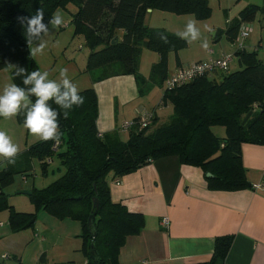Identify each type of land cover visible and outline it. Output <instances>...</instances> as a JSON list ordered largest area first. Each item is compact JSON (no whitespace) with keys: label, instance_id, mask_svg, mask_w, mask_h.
<instances>
[{"label":"trees","instance_id":"1","mask_svg":"<svg viewBox=\"0 0 264 264\" xmlns=\"http://www.w3.org/2000/svg\"><path fill=\"white\" fill-rule=\"evenodd\" d=\"M69 3L76 7L71 18L74 36H82L92 48L86 64L91 82L133 75L140 94L164 82L168 54L187 44L175 33L144 24V14L153 8L197 17L209 14L208 0H0V70H8L14 83L23 86V78H13V71L6 67L8 63L24 67L29 73L38 70L26 44L25 28L17 17H31L43 8L47 23L57 8ZM258 8L248 5L242 9L239 19L226 30L228 38L234 40L240 19ZM159 33L167 35L169 42L164 43ZM143 49L160 55L147 79L138 73ZM257 51H236L240 65L236 71L201 76L165 90L162 99L171 104V115L162 123H155L154 118L147 128L129 131L126 141L121 140L117 129L98 132L97 96L92 86L79 92L85 103L74 106L68 119L49 101L61 111L60 143L40 140L19 152L15 165L5 162L0 170V209H10L8 223L12 231L33 228L35 213L13 210L2 199L3 189L14 183L16 175L30 174L34 160L46 173L48 162L56 155L64 173L47 187L31 188L30 197L51 215L81 223L85 264H119V250L126 238L138 234L145 224L141 213L111 200L109 173L123 176L150 162L172 157L179 164L201 168L205 176L210 173L206 179L211 189L249 187L241 163V145H264V62L257 57ZM32 100L35 102V97ZM247 114L250 117L243 123ZM24 118V113L16 116L19 123H24ZM213 127H223L224 135H216ZM90 214L93 219L88 224ZM232 241L233 235L218 236L211 259L197 264H225ZM92 242L96 259L90 257Z\"/></svg>","mask_w":264,"mask_h":264},{"label":"crops","instance_id":"2","mask_svg":"<svg viewBox=\"0 0 264 264\" xmlns=\"http://www.w3.org/2000/svg\"><path fill=\"white\" fill-rule=\"evenodd\" d=\"M222 53L229 51L223 49ZM201 60L205 59L178 54L176 65L167 66V76ZM12 82L9 71L0 70V92L5 84ZM91 84L97 92L96 127L101 134L118 130L119 118L130 120L145 109L140 102L143 94L139 93L133 75L112 76ZM104 85H109L106 90H102ZM161 109L155 110L154 118L160 119ZM241 163L249 187L238 190L211 189L201 168L179 164L172 157L150 162L123 176L109 173L111 200L125 205L131 212L141 213L145 219L141 231L128 236L120 248L119 264L208 262L215 239L223 235H233L225 264H264V190L256 188L264 184V145L243 143ZM116 179L120 180L119 184L115 183ZM21 188L31 189L30 186ZM163 218L169 220L168 225L161 223ZM65 220L62 223L67 232L62 236L74 239L68 242L69 246L82 251L81 223ZM58 236L51 244L60 240ZM2 254L10 256L6 252ZM86 261L85 256L83 262Z\"/></svg>","mask_w":264,"mask_h":264},{"label":"rangeland","instance_id":"3","mask_svg":"<svg viewBox=\"0 0 264 264\" xmlns=\"http://www.w3.org/2000/svg\"><path fill=\"white\" fill-rule=\"evenodd\" d=\"M248 5H256L259 8L248 17L240 19V26L234 40L228 38L227 28L239 19V12ZM208 6L209 14L206 17H197L190 13L177 14L160 8H153L144 14V24L171 33L182 31L186 22L191 18L198 21L197 26L201 30V39L192 44L187 43L183 49L176 53H169L167 66L176 65L178 54L189 58L207 59L217 57L223 49H227L233 55V61L229 65L228 71H236L240 69V65L231 43L239 38V31L244 28L248 30V36L243 42L245 49L247 51L257 49V57L264 62V0H208ZM57 11L63 16L64 26L50 32L46 37L48 46L44 53L33 57V59L38 70L50 73V79H58L59 68H67L69 78L77 85L80 92L92 86L90 74L86 71L88 55L92 48L82 36H74L75 27L71 18L76 11L75 5L69 3L65 8H57L54 12ZM205 39L209 43L208 49L201 46ZM209 50H212V53H209ZM159 59L160 55L157 52L149 49L142 50L138 73L143 79L150 76L153 64L157 63ZM107 86L109 85H104L102 90H106ZM164 92V82L160 85L153 84L141 96L140 102L145 106V109L151 110L160 102ZM171 113L172 107L170 103H167L159 110L160 119H156L155 123L166 121ZM249 117L250 114H247L243 123ZM14 118L4 119L0 117V130L5 131L12 138V141L19 146L20 151L40 141L38 137L29 133L24 127V123H16V118ZM130 120L122 121L119 118V126ZM118 131L121 140H128V132ZM213 131L218 136L224 135L223 127H213ZM60 150L63 151L64 148H60ZM4 164L5 161L0 157V170L3 169ZM63 173L64 168L57 155L48 162L46 173H44L40 162L34 160L30 174L16 175L14 183L3 189V201L12 206L13 210L34 212L36 226V230L33 227L13 232L8 223L10 209L8 207L0 209V222L2 223L0 226V261L3 264H18V262L22 264H85L83 252L74 250L73 246L68 244L71 242L70 240L74 239L62 236V233L67 232L64 223H62L63 218L55 217L39 208L32 201L30 195L16 193L25 186L36 189L47 187ZM67 218H64L66 219L64 222H75L74 219ZM57 234L60 240L51 244L52 240H56ZM41 240L45 242L41 243ZM4 252L9 253L10 256L2 258L1 255Z\"/></svg>","mask_w":264,"mask_h":264},{"label":"clouds","instance_id":"4","mask_svg":"<svg viewBox=\"0 0 264 264\" xmlns=\"http://www.w3.org/2000/svg\"><path fill=\"white\" fill-rule=\"evenodd\" d=\"M43 8L36 10L35 15L18 16L17 21L25 28L26 44L30 55H42L48 46L46 37L52 30L64 26L63 16L59 11L53 12L47 23L44 22ZM195 18L189 19L182 31L175 35L192 44L201 39V30ZM159 38L168 43L167 35L159 33ZM208 49L205 39L201 45ZM6 67L13 71V78L22 77V85L7 83L0 93V117L12 119L24 113V127L41 141H53L59 144L63 133L60 131L59 119L61 111L64 119H68L70 111L81 107L85 98L79 94V89L68 76L67 68H59V78L50 79L48 71L33 70L30 73L19 65L8 63ZM35 97V102L32 98ZM49 101L55 103L61 111L53 108ZM20 152L19 146L3 130H0V157L7 165H15Z\"/></svg>","mask_w":264,"mask_h":264},{"label":"built area","instance_id":"5","mask_svg":"<svg viewBox=\"0 0 264 264\" xmlns=\"http://www.w3.org/2000/svg\"><path fill=\"white\" fill-rule=\"evenodd\" d=\"M239 38L235 39L236 41H233L231 43V46L234 50V53L236 51L244 49V40L248 36V30L247 28L240 29ZM209 53H212V50H209ZM233 61V55L230 53H222L217 57H210L205 60L197 61L188 64L187 66L180 67L177 69L174 73L168 75L164 80V86L165 90L169 91L174 88H177L179 86H182L198 77L201 76H210L216 72H226L229 70V65ZM167 102H165L162 98L160 102L156 105V107L152 110H140L135 118H133L130 121L123 122L118 130L123 132H129L131 130H137L141 131L152 123L154 119V113L156 109H160L163 106H165ZM25 179V178H24ZM116 184L120 183L119 179L115 180ZM256 188H261L264 190V184L256 186ZM161 223L163 225H168L169 220L167 218H163L161 220ZM0 222V226H1ZM2 258L8 257L7 254H2Z\"/></svg>","mask_w":264,"mask_h":264},{"label":"water","instance_id":"6","mask_svg":"<svg viewBox=\"0 0 264 264\" xmlns=\"http://www.w3.org/2000/svg\"><path fill=\"white\" fill-rule=\"evenodd\" d=\"M211 174L210 173H207L206 176H210ZM17 194H26V195H30L31 194V191L28 190V189H22V190H19L16 192ZM97 203L94 204V207H97ZM92 219H93V214H90L89 218H88V224H90L92 222ZM94 250H95V245L94 243L92 242L91 243V249H90V257L92 259H96L95 257V253H94Z\"/></svg>","mask_w":264,"mask_h":264}]
</instances>
